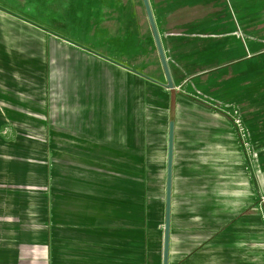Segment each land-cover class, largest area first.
Instances as JSON below:
<instances>
[{"label":"rangeland","instance_id":"rangeland-1","mask_svg":"<svg viewBox=\"0 0 264 264\" xmlns=\"http://www.w3.org/2000/svg\"><path fill=\"white\" fill-rule=\"evenodd\" d=\"M150 1L177 106L171 264H264V69L251 70L264 54L242 59L248 41L264 49V0ZM0 5L10 10L0 8V191L9 211L0 264H113L139 246L142 264H153L162 256L171 101L142 0ZM241 47L242 60H230Z\"/></svg>","mask_w":264,"mask_h":264},{"label":"water","instance_id":"water-1","mask_svg":"<svg viewBox=\"0 0 264 264\" xmlns=\"http://www.w3.org/2000/svg\"><path fill=\"white\" fill-rule=\"evenodd\" d=\"M143 6L146 12L147 20L152 32V36L155 42V46L157 49V53L159 55V59L161 62V66L165 75V78L167 80V83L165 86L168 89L175 88L171 69L169 66V62L166 56L165 48L163 45V41L161 38V34L159 31V28L157 26V22L155 19V15L153 12V8L151 5L150 0H142ZM1 9L8 10L7 8L0 5ZM16 14V13H14ZM23 18V16L16 14ZM29 22L36 24L39 27H42L46 29L44 26H42L39 23H36L35 21L29 20ZM77 45H79L77 42H73ZM82 46V45H81ZM83 48L92 51L96 53L97 55L101 56L102 58L111 61L123 68H127L131 71H134L135 73H139L137 69H132L125 65L124 63L117 61L115 59H112L110 56H106L103 54L98 53L97 51H94L93 49H90L89 47L82 46ZM141 74V73H139ZM175 104H170V111H169V125H168V140H167V163H166V184H165V212H164V241H163V264H169V258H170V239H171V219H172V194H173V171H174V141H175Z\"/></svg>","mask_w":264,"mask_h":264},{"label":"crops","instance_id":"crops-1","mask_svg":"<svg viewBox=\"0 0 264 264\" xmlns=\"http://www.w3.org/2000/svg\"><path fill=\"white\" fill-rule=\"evenodd\" d=\"M152 5V4H151ZM154 12V11H153ZM155 15V14H154ZM147 17V16H146ZM156 19V18H155ZM157 22V21H156ZM158 26V25H157ZM242 30V29H241ZM240 37L241 36H237V38H238V40H239V42L241 41L240 40ZM246 39H247V37H246ZM241 43V42H240ZM259 43L258 42H249L248 41V43H247V47H248V51H249V54H245V49L243 48V47H241V48H239V49H237V51H236V53L233 55V56H230L229 57V59L230 60H234V61H238V60H245V62H252V61H255V60H258V59H260L259 58V54H264V49L262 50V51H260V50H258V51H255L254 49H255V46H257ZM164 45V44H163ZM165 48V47H164ZM166 52V51H165ZM239 53H244L245 54V57L244 58H242V59H238V58H236L237 57V55L239 54ZM167 56V55H166ZM168 59V58H167ZM105 61H107V63L108 64H115V63H113V62H111V61H108V60H106L105 59ZM121 62V61H120ZM161 63V62H160ZM117 65V64H116ZM119 68H121V69H123V67H121V66H119V65H117ZM170 66V65H169ZM171 69V68H170ZM264 69V65L263 64H260V65H255V66H253L252 68H251V70L252 71H255V72H257V73H254V75H253V77L254 76H257V74H260V72L262 71ZM123 70H125V69H123ZM125 71H127V70H125ZM128 72V71H127ZM131 72V71H130ZM172 73V72H171ZM135 74V73H134ZM135 75H137V74H135ZM139 76V75H138ZM172 77H173V75H172ZM252 77V78H253ZM166 79V78H165ZM165 79H164V77H161V79H160V81H165ZM167 81V80H166ZM174 81V80H173ZM169 90V94H170V101H171V103H174L175 104V111H176V114H175V130H176V119H177V106H176V103H175V96H176V94H175V88H174V90L173 91H171V89H168ZM170 103V104H171ZM170 104H169V111H170ZM168 125H169V112H168ZM167 140H168V135H167ZM174 144H175V141H174ZM45 149H46V146L44 147ZM33 150H34V147H33V145L32 146H29L28 147V150H27V154H26V161L28 162L27 164L29 165V164H31V156H32V152H33ZM1 155L2 156H4L3 155V153H1ZM11 158H14V156H12L11 155ZM13 160V159H12ZM166 163H167V158H166ZM1 165V167H3V163H1L0 164ZM32 166H33V164H32ZM49 166V167H48ZM30 166H29V168H28V170L26 171V173H25V181H26V183H28V182H31L32 180H33V175H31V170H30ZM166 170V169H165ZM174 172V171H173ZM4 172L3 171H0V174H3ZM43 173H44V175H45V178L48 176V174L50 173V163H46L45 162V169H43ZM173 178H174V176H173ZM3 195H4V193L3 192H1L0 191V218L3 216V215H5V214H7V213H9V211H7L6 210V208L3 206V204L5 203V202H7L6 201V199L3 197ZM8 196V195H7ZM172 198H173V194H172ZM28 200H29V202H28V204H27V207H26V209H25V212H26V214L29 216V215H31L32 217H35L37 214L36 213H34V211H35V209H34V207L32 206V203H31V200H30V198H28ZM164 210H165V207H164ZM165 212V211H164ZM2 222L0 221V261L1 260H3V253H4V237H3V232H4V227L2 226V224H1ZM171 224H172V219H171ZM32 240L35 242V241H37V239H35V238H32ZM163 241H164V229H162L161 231H160V241H159V249H161L162 250V256H159L158 258H155V261H154V263L153 264H163ZM142 249V247L141 246H139V249H138V247H134V248H130V250L127 252V253H124V254H122V255H120V256H118L116 259H114V263L113 264H142V262L145 260V259H147V251L145 250V252L144 251H142L141 250ZM172 257H173V254H172V252H171V239H170V258H169V264H171L172 263ZM105 263L106 262H108V261H105V260H103ZM109 262H111V261H109ZM108 262V263H109Z\"/></svg>","mask_w":264,"mask_h":264},{"label":"bare ground","instance_id":"bare-ground-1","mask_svg":"<svg viewBox=\"0 0 264 264\" xmlns=\"http://www.w3.org/2000/svg\"><path fill=\"white\" fill-rule=\"evenodd\" d=\"M113 59V58H112ZM126 65V64H125ZM129 67V66H128ZM131 68V67H130ZM123 69H125V70H127V71H130L129 69H127V68H123ZM133 73H135V72H133ZM136 74V73H135ZM138 75V74H137Z\"/></svg>","mask_w":264,"mask_h":264},{"label":"trees","instance_id":"trees-1","mask_svg":"<svg viewBox=\"0 0 264 264\" xmlns=\"http://www.w3.org/2000/svg\"><path fill=\"white\" fill-rule=\"evenodd\" d=\"M174 90V88L173 89H171V91H173Z\"/></svg>","mask_w":264,"mask_h":264}]
</instances>
